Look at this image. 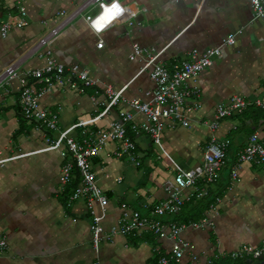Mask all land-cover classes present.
<instances>
[{
  "label": "crops",
  "instance_id": "0c3cea01",
  "mask_svg": "<svg viewBox=\"0 0 264 264\" xmlns=\"http://www.w3.org/2000/svg\"><path fill=\"white\" fill-rule=\"evenodd\" d=\"M85 1L0 0V23L13 26L6 38L0 36V74L27 56L32 46L60 22L61 11H72ZM108 1L146 11L137 12L134 25L115 23L100 37L78 19L51 43L59 63L66 68L79 65L99 82L85 93L56 87L41 99L42 108L59 112L60 131L99 115L109 100L105 87L124 89L120 103L106 116L72 133L79 140L119 120L122 111L130 110L131 100L151 101L148 93L155 89L150 77L152 66L146 68L147 57L131 59L135 45L155 56V63L170 68L177 61L189 60L194 51L219 47L225 37L241 33L234 46L223 47L213 65L190 83L200 90L201 104L189 114L190 125L165 121L162 144L174 154L164 165L171 171L167 179L161 177L163 167L151 161V154L159 147L147 135L135 139L141 153L139 166L116 156L119 142H111L100 151L94 171L109 204L105 210L98 202L95 206L103 215L106 230L124 213L145 212L146 205L165 200L175 189L177 171L192 170L193 161L196 166L202 163L211 136L207 123L213 122L219 105L228 104L234 96L264 101V21L254 19L251 0ZM20 7L28 14V24L23 28L17 27ZM100 41L104 42L102 48L98 47ZM44 64L43 58L29 57L22 69ZM21 90L20 80L15 79L0 91V241L8 248L0 254V264H151L157 256L155 248L168 252L171 242L156 239L149 232L118 235L103 241L98 249L94 247L87 199L72 200L69 187L61 183L64 158L59 151L44 150L46 137L56 133L39 129L22 115ZM193 102L196 98L187 106ZM231 119L221 122L218 138L228 139L226 136L238 129L237 118ZM135 122L144 124L146 118L136 115ZM248 124L252 133L236 136L237 152L244 150L254 133L264 141V118L258 122L250 119ZM233 156L236 150L228 155L236 159ZM241 165L238 180H232L234 164L223 167L219 174V183L228 187L205 216L213 223L212 228L188 226L183 232V238L196 245L199 257L193 262L186 255L183 264H213L217 257H229L243 245L258 247L264 243V164ZM193 192L190 189L185 194Z\"/></svg>",
  "mask_w": 264,
  "mask_h": 264
},
{
  "label": "built area",
  "instance_id": "2783aa9c",
  "mask_svg": "<svg viewBox=\"0 0 264 264\" xmlns=\"http://www.w3.org/2000/svg\"><path fill=\"white\" fill-rule=\"evenodd\" d=\"M255 20L264 21V0H251ZM94 9V11H93ZM138 11H146L140 9ZM138 11L123 6L117 1L108 0H86L72 11H61V20L46 35H44L32 48L27 56L10 64L0 74V91L6 83L19 79L22 90L20 108L22 115L31 122L36 123L39 129L56 133L54 137H46L47 147L45 151H59L64 158V165L61 172V183L69 184L74 175L75 168L81 176V182L75 190L72 200L81 198L87 199V209L90 216V231L92 242L96 249L103 241L112 240L114 237L136 236L145 232L152 233L156 239L169 240L171 247L168 252L155 248L156 259L151 264H183L188 255L193 262L198 261L196 245L183 238V232L188 225H181L176 220H168L178 215L185 203L194 196L203 198L208 194L209 186L213 185L219 178V174L226 164L227 152L230 147L228 139L218 138L217 131L223 120L243 113L251 107L264 109V101H247L239 96H234L228 104H221L216 110V115L211 123H207L210 130V140L206 146L204 158L194 170L179 169L174 178L175 189L163 201L154 206L146 205L145 212L135 210L124 213L109 230L103 225V215L99 213L95 202L105 210L109 199L105 195L104 188L99 186L94 171V160L99 156L100 151L111 142H119L120 149L116 152L118 158L126 157L135 166L141 165V153L138 151L136 137L147 135L153 143L160 147L165 129V121H172L184 127L190 125L191 114L201 107L200 90L190 85L198 79L200 74L211 67L214 60L221 56L223 47L234 46L237 36L241 32L229 35L223 39L221 46L210 48L203 52L194 51L189 60L177 61L170 68L155 63L156 57L148 51L134 46L135 57H147V67L152 66L150 77L155 83V89L148 93L150 102H142L138 99L130 101V110L122 111L119 120L113 121L106 129H101L92 137H85L81 140L72 136L78 128L87 127L96 123L106 116L114 106L120 103L124 89L115 91L111 86L104 88L109 100L105 109L96 117L81 120L67 129L60 131L59 112L48 111L41 106V99L56 87L69 88L78 93H85L87 89L98 86L87 69L79 65L66 68L59 63L55 56L51 43L65 29L70 27L76 20L82 19L89 29L100 37L113 24L127 22L130 26L136 18ZM27 10L20 7V19L18 28L25 27L27 23ZM13 26L10 23H0V36L6 38ZM104 46L100 41L99 48ZM29 57H40L44 60V66L28 70L22 69V63ZM196 98L192 106H187L190 99ZM136 115H143L146 118L144 124L135 122ZM25 156V155H23ZM242 163L254 165L264 164V141L258 133L250 136L249 142L241 152L239 160L234 164L231 176L232 180L239 179V171ZM193 189L191 194L185 191ZM220 198L217 199V202ZM192 229L212 228L210 218H204L200 222L189 225ZM7 244L0 241V254L7 252ZM264 256V243L258 247L243 245L239 250L231 253L232 259H257ZM218 258V257H217ZM95 264H101L96 262Z\"/></svg>",
  "mask_w": 264,
  "mask_h": 264
},
{
  "label": "trees",
  "instance_id": "16d2710c",
  "mask_svg": "<svg viewBox=\"0 0 264 264\" xmlns=\"http://www.w3.org/2000/svg\"><path fill=\"white\" fill-rule=\"evenodd\" d=\"M234 118H237L236 120L240 125L239 127H237L238 129L231 131L226 136L230 141V147L227 152L226 164L224 166L225 168H229L232 164H235L239 160L241 151L237 152L238 150L235 146L236 136H238L239 134L249 135L250 132L252 133V131L249 132V128L251 127L249 126L248 121L251 119L254 122H258L260 118H264V109L251 107L245 110L243 113L233 116L232 119H229L233 121ZM234 150H236V156L233 157H236V159H230L228 155H230V153H232V151ZM80 182L81 176L78 169L75 168L71 182L65 185L69 187V193H71V197L73 196ZM227 187L228 186L223 183H219V180H217L213 185L209 186L208 194L205 197L198 198L197 196H194L191 201L183 205L181 212L171 218V220H176L179 224L188 226L193 223L200 222L205 218L207 212L211 210L212 206L216 204L217 199L223 196L225 188ZM150 235L154 236L152 233Z\"/></svg>",
  "mask_w": 264,
  "mask_h": 264
},
{
  "label": "rangeland",
  "instance_id": "374dc122",
  "mask_svg": "<svg viewBox=\"0 0 264 264\" xmlns=\"http://www.w3.org/2000/svg\"><path fill=\"white\" fill-rule=\"evenodd\" d=\"M216 136H217V134H216ZM168 157L173 159L174 158V154H172L167 149L165 143H163L159 148H155V151L151 154V161L153 162V164L155 166L157 165L159 168L163 167V173L161 174V177L162 178H166V179L168 178L167 177L168 173H171V171L170 170H166L165 166H164ZM199 160H197V161H199ZM146 161H148V160H146ZM193 164H194L193 168H191L192 170H194L200 163L196 166L197 163L195 161H193ZM153 176H154V174H153ZM161 177L158 179V181H160V182L163 181V179H161Z\"/></svg>",
  "mask_w": 264,
  "mask_h": 264
},
{
  "label": "flooded vegetation",
  "instance_id": "af4514ba",
  "mask_svg": "<svg viewBox=\"0 0 264 264\" xmlns=\"http://www.w3.org/2000/svg\"><path fill=\"white\" fill-rule=\"evenodd\" d=\"M264 256H261L257 259L253 258H245V259H232L229 257H219L213 264H260L259 260L260 258H263Z\"/></svg>",
  "mask_w": 264,
  "mask_h": 264
},
{
  "label": "water",
  "instance_id": "95a60500",
  "mask_svg": "<svg viewBox=\"0 0 264 264\" xmlns=\"http://www.w3.org/2000/svg\"><path fill=\"white\" fill-rule=\"evenodd\" d=\"M259 263H260V264H264V257H263V258H260ZM211 264H212V263H211Z\"/></svg>",
  "mask_w": 264,
  "mask_h": 264
}]
</instances>
